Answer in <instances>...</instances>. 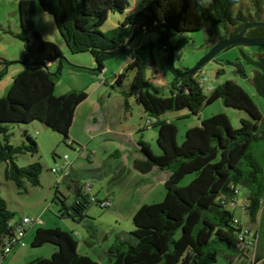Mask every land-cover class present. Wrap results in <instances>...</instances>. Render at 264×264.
<instances>
[{"label":"trees","instance_id":"1","mask_svg":"<svg viewBox=\"0 0 264 264\" xmlns=\"http://www.w3.org/2000/svg\"><path fill=\"white\" fill-rule=\"evenodd\" d=\"M39 2L42 9L53 16L72 52L90 51L93 54L96 66L88 70L100 74L105 69V60L121 51L130 54L133 61L116 77V83L121 82L129 69L136 70L130 95L143 106L148 118L155 119L150 127H158L157 141L161 153L155 154L149 143L140 140L138 146L144 157L135 160L134 167L143 173L153 168L169 171L165 181L166 194L162 201L143 203L134 212L135 227L132 232L127 237L118 235L107 248L109 264H215L220 253L226 257L225 264L236 261L246 264L250 249L244 247L239 238L245 227L258 236L255 260H262L261 264H264L263 112L252 96L231 80L206 93L198 80L201 76H198L199 71L182 78L174 74L167 95L152 92L147 87L141 50L127 46L131 34L137 29H155L159 36L151 46L158 44L168 51L169 37L173 32L200 30L203 22L211 25L212 37L222 39L238 25L247 22L264 24V0H211L210 4L205 0H148L141 10L127 13L129 0ZM36 8L35 0L19 1L20 30L17 36L23 42L21 62L26 67L13 77L6 94L0 98V162L6 161L5 178L12 180L21 191H28L30 186L41 183L43 164L40 161L26 165L16 162L20 154L37 153L38 140L26 131V139L14 145L11 142V124L41 121L61 133L63 143L73 147L76 141L71 135V126L75 109L87 97L81 89H71L58 96L54 94L66 65V57L58 44L44 38L35 28ZM115 11L124 14L123 20L106 32L101 31L99 27L105 23L109 13ZM243 54L251 63L253 60L261 61L264 67V55L258 59ZM53 62H56L55 70L49 67ZM231 64L244 73L238 59ZM70 66L83 68L80 65ZM255 67L257 71L252 82L258 91L255 81L264 69ZM218 72L221 73L222 69ZM217 99L223 100L227 106L246 110L250 118L242 117L241 125L235 128L226 114L211 115L202 119L200 126L187 129L181 145L177 140L178 126L172 121L160 119L168 111L186 108L198 114L207 103ZM126 104L129 105L127 99ZM192 172H195V178L184 186L179 185ZM54 173L61 175V170ZM239 184L249 191L244 209L249 212L251 220L257 222L258 214L263 213L261 224L257 227L246 225L226 204L235 200ZM58 191L59 188L54 198L59 197ZM60 199L62 216L68 215L77 221L85 218L86 210L93 202L86 190L77 192L70 205L65 197L60 196ZM13 216L14 212L0 191V247L9 235H13L24 217L13 222ZM94 226L93 223L87 224L93 232ZM93 232L90 242H94L96 236ZM77 242L69 231L39 226L31 245L52 244L56 250L51 257H37L28 264H100L90 255L80 253Z\"/></svg>","mask_w":264,"mask_h":264},{"label":"rangeland","instance_id":"2","mask_svg":"<svg viewBox=\"0 0 264 264\" xmlns=\"http://www.w3.org/2000/svg\"><path fill=\"white\" fill-rule=\"evenodd\" d=\"M19 1L0 0V98L6 94V91L13 82V77L26 67L21 62L24 50L23 42L17 36L20 30ZM146 1L148 0H129V7L125 12L141 10L145 6ZM35 2L37 6L34 17L35 28L44 38L58 44L66 57V65L56 83L54 94L58 96L71 89H81L87 94V97L75 109L71 135L74 137V134H76L81 139L90 140L89 145L95 148L97 152L96 157L94 156V161H96L95 163L98 162L96 165L99 167L95 169L91 164L90 167L92 168L82 171V175L86 176H83L80 180L93 184L96 188H101L102 193H100V196H103V193L107 192L106 190L111 189L114 193L108 195V197H114L115 200L119 199L117 207L114 204V206L101 209L92 202L94 208H99L100 212L103 211L101 214H92L95 218L92 221L98 223V225L95 224L94 226V232L99 236L101 240L100 244L104 245L107 243V234L111 235L114 233L118 226H122L125 229L122 233L123 236L127 237L132 232L135 227L133 215L138 209L132 210L133 212L130 211L132 205H137L143 197L145 198V202L148 203L162 201L166 194V188L165 184L162 185L152 179L146 190L144 187L141 189L143 183L146 182L145 173L135 168L132 162L125 161V158L109 157L104 153L102 144L105 143L108 145L109 150H111L117 141L124 140L130 131L135 129L134 131H137L139 134L141 131L144 132L145 139L151 143L154 153L159 154L161 152L157 141L158 127H144L147 126L146 119L148 117L143 112V106L138 104L134 97L130 95L136 70L129 69L126 72L127 75L121 79V82L116 83L115 77L125 70L124 60H129L130 54L121 51L116 56L114 55L105 60L103 74L88 70L96 66V59L93 54L90 51L72 52L67 47L66 40L57 28L53 16L42 9L39 0H35ZM118 17L119 19L124 18V14L116 11L110 12L107 20L99 29L103 32L108 31L117 24ZM211 30V25L208 22H203L200 30L173 32L169 41L175 50L174 64L176 67L184 70L192 67L195 62L201 59L209 49L207 40L212 37ZM158 36L159 33L155 29H137L131 34L128 47L141 50L142 52V66L148 89L152 92L167 95L170 93L171 79L174 78V74L168 65V51L159 47L158 44L151 46L152 43L157 42ZM212 40L214 43L218 41L215 36L212 37ZM142 44H145V46L142 47ZM245 49L248 50L249 55L256 57L255 51L258 47L248 45ZM237 59L241 62L244 73L231 64V62L237 61ZM227 60H231V62L229 63ZM69 64L80 65L83 68H75ZM49 67L51 70H55L56 62L50 63ZM219 69H222L221 73L218 72ZM256 71L257 68L243 54L242 48L231 46L222 50L216 58L205 63L198 72V76L204 75L206 77L202 84L203 90L206 93H209L211 88H215L218 84L227 80L238 83L252 96V99L264 115V97L256 90L252 82ZM126 99L129 101L128 106ZM217 113L226 114L235 128L241 125L242 117L246 119L250 118L246 110L227 106L221 99L207 103L198 114L192 113L190 109L186 108L168 111L162 116L170 119L178 126L177 140L179 145H181L187 129L193 126H200L202 119ZM93 117L98 121L97 129L95 130L90 125L91 121H94ZM11 131V142L14 145L20 144L26 139V131L38 140V152L35 154H20L16 157V162L19 165H26L34 161H40L43 164V172L40 176L41 183L37 186H30L28 191H21L12 180L5 178L6 161L0 162V191L2 196L7 200L9 208L14 212L12 221H18L23 215L37 219L42 218V222L35 225L31 233L29 232L32 240L39 226H43L44 228L59 227L62 230L70 231L78 238V231L70 228V226L79 222L76 219L74 221L68 215L62 216V202L60 199V196L65 197L67 204L70 205L73 203L76 191L72 188L71 183L69 184V179H62L60 174L52 171V168L61 162V158L65 154H68L71 159L76 157L78 144L75 143L73 147L66 145L63 143L61 133L38 120L33 123L11 124ZM151 133L154 134L151 136ZM139 134L135 135L136 141H138ZM91 141L92 143H90ZM127 144L129 149L125 152L128 153L129 150L133 154L141 152L133 143ZM55 157L57 158L55 159ZM79 160L84 164L89 163V160L86 159L80 158ZM195 176V172L187 174L180 181L179 185L184 186L188 184ZM152 187L157 188L152 191ZM57 188L60 190L58 191L59 197L54 198ZM248 192V189L243 184H239L238 195L235 196L236 206L231 209L235 212L236 216L242 217L246 225L254 228L261 224V214L263 213L258 214L257 222L251 220L249 212H246L243 207V202ZM144 194L147 196L145 197ZM109 210L115 212L117 210V212H123L124 215L118 217L119 215L116 213L110 214ZM84 229L89 234L93 232L87 226ZM26 245L33 252L38 251L42 247H47V245H42L32 248L31 240H27ZM82 246L87 247L88 245L86 242H83ZM90 252L93 255L98 254V257H101L102 264H109L107 255L101 247H91ZM12 257H14V254L0 260V264H14L10 261ZM252 259L250 254L247 262L251 261L252 264H259L258 260L254 262ZM226 262V257L223 253H220L218 262L215 264H225ZM238 263L239 261H236L233 264Z\"/></svg>","mask_w":264,"mask_h":264},{"label":"crops","instance_id":"3","mask_svg":"<svg viewBox=\"0 0 264 264\" xmlns=\"http://www.w3.org/2000/svg\"><path fill=\"white\" fill-rule=\"evenodd\" d=\"M125 13H127V12H125ZM118 19H119V17H118ZM122 20H123V18L119 19L118 22H117V24L120 21H122ZM207 43H208L209 48H210V46H212L214 44V42H213L212 39L209 40ZM128 44H129V42H128ZM128 44H127V46H128ZM130 61H133L132 57H130L129 60H127V59L124 60V65L126 66ZM115 79H116V77H115ZM173 81H174V78L171 79V87H172ZM143 112H145V110ZM164 114H162V115H164ZM162 115L160 116V119H163V120H166V121H171L170 119H166ZM146 116H147V114H146ZM93 119H94V121H91L90 125L95 130V129H97V125H98L97 123H98V121L94 117H93ZM145 125H146V123H145ZM140 127H141V125H140ZM144 127L151 128L148 125L147 126H144ZM139 128H138V130H140ZM152 128H153V126H152ZM109 130H110V128H109ZM134 130L135 129L131 130L130 133L128 132L129 135L127 137H125L124 140H122L120 142L117 141L114 144L113 148H112L113 150L112 149L109 150L108 145H106L105 143H103L102 144V147L104 148V153L107 154L109 157L112 156V157L125 158L126 159L125 161L132 162L133 165H134V161L137 160L138 158H143L144 157V154L142 152H136V153L133 154L131 152V150H129L128 153L125 152V151H127L129 149L128 146H127L128 145L127 143H129V144H132L133 143L135 146H137V148H139V146H138L139 141L140 140H143V141H146L147 143H149V147L154 152V150L151 147V143L148 142V140L145 139L144 132H142V131L140 132L139 131L140 132V134H139V133H137V131H134ZM136 134H139L138 135V141H136V139H135V135ZM152 134H154V133H151V136H152ZM157 136H158V133H157ZM73 138L76 141L75 143L78 144V146H77L78 152H77V155H76L75 158H72L71 159L70 156H69L68 161L72 165L71 174L68 175V176L63 177L62 179H69V184L71 183L72 188H74V190L76 191L75 192V196H74V200L76 198L77 192H79V191H83L84 192L85 190H86V192L90 196L94 194V196H96V198L98 200H102V199H104L105 197H107L110 194L112 195L114 193V191L111 190V189L106 190L107 192L106 193H103V196H100V193H102V189L101 188H96L95 185L91 184V189L88 191L84 187V185L86 184V182H83L80 179H82V177L83 176H86V175H82V171H86V170H88V169H90L92 167L95 168V169H97L99 167L98 165H96L98 162L95 163L96 161H94V159H95L94 156L96 157V153L97 152H96L95 148H93L92 146L89 145V141L90 140L89 141H86L84 139H81L76 134H74V137ZM75 143H73L72 146H74ZM90 143H92V141ZM160 152H161V150H160ZM80 158L89 160V163H86V164L82 163L79 160ZM91 164H92V167H90ZM169 174H170L169 171H165V170H162L161 171V170L156 169V168L151 169L150 171H148V172L145 173L146 182L143 183L141 189H143V187H144L145 190H146L147 187H148V185H149V182L151 183V180L152 179L156 180L157 182L161 183L162 185L165 184V181L169 177ZM148 178H149V180H148ZM155 188H157V187H155ZM155 188L152 187L151 188L152 191H154ZM145 190H144V192H145ZM146 196L147 195H145V197ZM74 200H73V202H74ZM111 200L112 201H111V205L110 206H112V205L114 206V204H115L116 207H117V203L119 202V199L115 200L114 197H111ZM143 203L144 204L145 203H148V202H145V198L144 197L142 199H140V201L137 203V205H132L130 207L131 208L130 211L136 210ZM95 204L98 205V207L100 209L101 208H108V207H110V206L102 207L101 205H99L97 203H95ZM99 208H94L93 204L91 203L89 205L88 209L86 210V216H85V218L82 221H78L79 222L78 224H77V222L75 224H72L70 226V228H73V229H75V230L78 231V234H77L78 235V238L75 237L76 240L78 241L77 242L78 251L80 253H82V254L90 255L91 257H93L94 260H96L100 264H102L101 257H98V254L93 255V253L90 252L91 251V247L96 248V246H99V247H101L103 249V252H105V254L107 255L106 251H107L108 246H110L114 242L115 238L118 235H122V233L125 231V229L120 225L121 227L118 226L116 228V230H115L114 233H112L111 235L110 234H107V236H106L107 243H105L104 245H101L100 244L101 240H100V238H99L98 235H96L95 238L93 239L94 242H90L89 241L90 234L87 231H85L84 227H86L88 223H93V225H95V224L98 225V223H94L92 221V219L93 220L95 219L92 214H94V215L95 214H101L103 211L100 212ZM112 210H114V209H112ZM109 211H110V214H115L116 213L117 215H119L118 217H120V215H124L123 212H120V211L117 212V210H116V212L115 211H111V210H109ZM23 216H25V215H23ZM23 216H21L19 218V220H21V218ZM240 218H242V217H240ZM74 221H76V220L74 219ZM41 222H42V218H38L36 222H34L32 224L26 225V227H27V233H26V236H25V244L24 245H17V246H15V248L13 249V252L8 255V256H11V255L13 256V254H14V257H12V259L10 260V261H12V263H14V264H28L29 262H31L32 260H34L37 257H42L43 256V258H49V257H51L53 255V253L56 250V246H54L52 244H45V245H47V247H42L38 251H34V252L31 251L30 248H27V245H26L27 244V240H31L32 241V239L29 236L30 233L33 231L34 226L37 225L38 223H41ZM118 224H120V222H118ZM83 242H86L88 246L87 247L82 246ZM31 247L34 248V246H32V245H31ZM6 257H5V259H6ZM261 263H262V260L259 261V264H261Z\"/></svg>","mask_w":264,"mask_h":264},{"label":"water","instance_id":"4","mask_svg":"<svg viewBox=\"0 0 264 264\" xmlns=\"http://www.w3.org/2000/svg\"><path fill=\"white\" fill-rule=\"evenodd\" d=\"M257 22H247L246 24L239 27H244V30L241 31L238 34H235L237 30L233 32V34H230L227 37H224L222 39H219L217 43H214L210 48L207 50V52L201 57V59L194 63V65L190 68L181 70V68H178L175 66V50L172 44L168 45V65L170 67V70L173 74L180 76L181 78L188 75V74H195L197 71H200L201 68L204 66L205 63L209 62L210 60L216 58V56L224 50L226 47H229L230 45L235 44H248L250 46H262L264 47V24ZM170 38V37H169ZM257 65L258 67H261L264 69L262 65H260L256 61H252ZM98 68V67H96ZM255 84L257 86L258 91L263 95L264 97V73H260L255 81ZM264 139V138H263Z\"/></svg>","mask_w":264,"mask_h":264},{"label":"built area","instance_id":"5","mask_svg":"<svg viewBox=\"0 0 264 264\" xmlns=\"http://www.w3.org/2000/svg\"><path fill=\"white\" fill-rule=\"evenodd\" d=\"M103 74V72L101 73ZM206 77L204 75H201L200 78L198 79L199 82L201 84L204 83ZM155 119L154 118H147V125L150 126V124H152V122H154ZM69 155L66 154L64 155V157L62 158L63 163H58L57 166H54L52 168L53 172H57L59 170H61V177H65L71 174V170H72V165L71 163H69L68 161ZM84 187L89 191L91 189V184L90 183H86L84 185ZM238 191V190H237ZM91 201H93L94 203H97L99 205H101L102 207L104 206H110L111 205V198H109L108 196L105 197L102 200H98L96 198V196L91 195L90 196ZM227 206L229 208H234L236 206V201L235 200H231L229 202H226ZM246 201L243 202V207H246ZM238 219H236L237 221ZM37 219L34 217H29V216H24L21 223L18 224L15 228V231L13 233V235H9L3 242V246L0 247V259H4V257H6L9 253L12 252L13 248L16 245H24L25 244V236L27 233V227L26 225L28 224H32L34 222H36ZM242 242L244 243V247L250 249V251L248 252V258H250V254L252 256V261H257L255 260V252H256V247H258L257 242H258V236L254 235V232H250L249 227H245V229L241 232L240 237H239ZM246 264H252L251 261H249V263L247 262Z\"/></svg>","mask_w":264,"mask_h":264},{"label":"flooded vegetation","instance_id":"6","mask_svg":"<svg viewBox=\"0 0 264 264\" xmlns=\"http://www.w3.org/2000/svg\"><path fill=\"white\" fill-rule=\"evenodd\" d=\"M239 27H241V25H238V26H236V27H234V28H231V30H229V32H228V34H227V36H229L230 34H233V32L235 31V30H237ZM244 30V27L243 28H240L239 30H237L236 32H235V34H238V33H240L241 31H243ZM226 36V37H227ZM219 41V40H218ZM217 41V42H218ZM230 46H238V47H240V48H242V50H243V52L244 53H247V55H248V50H246L245 48L246 47H248V44H242V43H239V44H235V45H230ZM255 47H258V49H256V57L259 59V58H261L263 55H264V47H262V46H255ZM227 48V47H226ZM260 65H262L263 63L261 62V61H259L258 62ZM257 68V67H256ZM259 68V67H258Z\"/></svg>","mask_w":264,"mask_h":264},{"label":"clouds","instance_id":"7","mask_svg":"<svg viewBox=\"0 0 264 264\" xmlns=\"http://www.w3.org/2000/svg\"><path fill=\"white\" fill-rule=\"evenodd\" d=\"M211 2V0H206V3H210ZM202 85V84H201Z\"/></svg>","mask_w":264,"mask_h":264}]
</instances>
